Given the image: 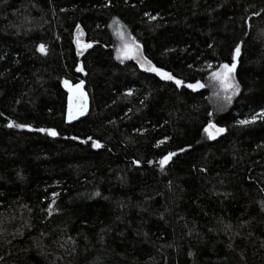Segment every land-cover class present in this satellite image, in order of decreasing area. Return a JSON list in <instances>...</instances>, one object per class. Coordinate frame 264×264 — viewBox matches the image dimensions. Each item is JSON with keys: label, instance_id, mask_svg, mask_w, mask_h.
I'll list each match as a JSON object with an SVG mask.
<instances>
[{"label": "trees", "instance_id": "16d2710c", "mask_svg": "<svg viewBox=\"0 0 264 264\" xmlns=\"http://www.w3.org/2000/svg\"><path fill=\"white\" fill-rule=\"evenodd\" d=\"M115 24L174 79L118 59ZM262 109L264 0H0V264H264V119L238 123Z\"/></svg>", "mask_w": 264, "mask_h": 264}, {"label": "snow or ice", "instance_id": "6c2138e0", "mask_svg": "<svg viewBox=\"0 0 264 264\" xmlns=\"http://www.w3.org/2000/svg\"><path fill=\"white\" fill-rule=\"evenodd\" d=\"M151 19H155V17H151ZM77 28H79V25H77ZM77 44L79 45V41H77ZM85 47H90V45H85ZM139 47H140L139 44H137L134 40L130 39V42H125L124 44L125 56L127 57L130 55H134L135 53H138ZM38 51L43 53L45 51V46L41 44L38 47ZM239 54H240V45H237L235 52L232 56L231 65L227 63L221 64L219 66V69L217 71L212 72L210 76L212 80H215L219 83L220 88L225 93L224 100L228 103H231L232 95H234L237 91H239V85L234 82V77L232 76V73L234 69L236 68V59ZM117 58L119 59L120 57L118 56ZM144 63L151 65V61H148L146 59ZM148 70L151 72H154L156 75L166 80L174 79V77L171 74H169L168 72H165L161 68L150 66ZM78 71H82V69H78ZM175 83L177 86H180L182 81L176 79ZM82 84H83V81H81L80 84L75 85V87L73 88L68 83L67 80L64 81V85L65 87L68 88V92H69V96H68V119L69 120L75 119L77 115H83L84 112L87 111V96L82 90ZM187 87L190 89H196L197 87H204V85L200 84V82L197 81L195 84H188ZM0 115H2V113H0ZM211 115L212 113H209V116ZM258 117L261 119H264V109H262L257 115H253L250 120L249 119L240 120L238 121V123L241 125H247L249 123L255 122V120ZM7 126L17 127V128L26 127V125L14 124L12 121H9ZM212 130H214L216 135L225 131L224 128L216 127V125L213 124L211 120H209L208 124L203 129V131L207 134L209 139H214V133ZM38 131L46 132L50 136H56L58 134L54 129H38ZM93 147L98 148L100 147V145L96 142H93ZM181 151H183V149H181ZM174 155L175 153L170 152L164 157H162L159 161L161 168H163V166L167 164L168 161L171 159V157ZM52 195L53 197H55L57 194L53 192ZM49 207H51V205H49Z\"/></svg>", "mask_w": 264, "mask_h": 264}, {"label": "rangeland", "instance_id": "374dc122", "mask_svg": "<svg viewBox=\"0 0 264 264\" xmlns=\"http://www.w3.org/2000/svg\"><path fill=\"white\" fill-rule=\"evenodd\" d=\"M114 35L116 37V42H117V45H116V48H117V51H116V56L120 57L119 59H121L122 61L123 60H133L141 69L145 70V71H149L148 68L151 66L147 63H144L145 61V58L142 54V50L141 48L139 47V51L138 53H135L134 55H130V56H125V52H124V44L125 42H130V39L133 40L129 34L123 29L122 26H120L119 24H115L114 25ZM78 40H81L82 38L78 35ZM217 71V70H216ZM151 72V71H149ZM214 72V71H213ZM233 76V75H232ZM210 80L213 82V88H214V91H215V94L218 95V96H222L224 98L225 96V93L223 92V90L220 88V85L217 81L215 80H212L210 78ZM235 82V81H234ZM237 93V92H236ZM236 93L233 96L236 95ZM213 133H214V138H216L218 135L215 134L214 130H212ZM49 210H53L52 209H49Z\"/></svg>", "mask_w": 264, "mask_h": 264}, {"label": "water", "instance_id": "95a60500", "mask_svg": "<svg viewBox=\"0 0 264 264\" xmlns=\"http://www.w3.org/2000/svg\"><path fill=\"white\" fill-rule=\"evenodd\" d=\"M77 41H79V45L77 44ZM75 45H76V47H77V51H78V52H81V51H83V50H86V49L90 48V47H85V45H90V44H85L82 40H78L77 38H76V40H75ZM90 46H91V45H90ZM68 83H69V82H68ZM69 84H70V83H69ZM77 84H80V82H78V83H76V84H74V85H72V84H70V85L74 88L75 85H77ZM187 85H188V84H186L185 86L187 87ZM84 88H85V83L83 82V84H82V90L84 91V93H85L86 96H87V111L84 112L83 115H77L75 119L69 120V119H68V96H69V92H68V88L65 87V85L63 84V89H64V91L67 93V97H66V100H67V106H66V114H65V118H66V123H67V124L74 123V122H76V121H78V120L84 118V117L86 116L87 112H88V109H89V98H88V95H87V93H86V91H85ZM187 88H188V87H187ZM188 89L190 90V88H188Z\"/></svg>", "mask_w": 264, "mask_h": 264}]
</instances>
